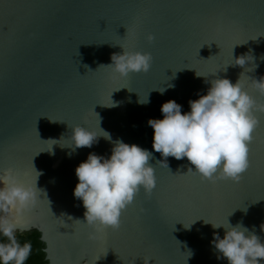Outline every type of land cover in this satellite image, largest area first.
<instances>
[{"label":"water","instance_id":"95a60500","mask_svg":"<svg viewBox=\"0 0 264 264\" xmlns=\"http://www.w3.org/2000/svg\"><path fill=\"white\" fill-rule=\"evenodd\" d=\"M262 35L264 0H0V171L37 181L47 194L24 213L17 233L40 231L49 264H228L211 243L225 229L205 220L223 223L233 211L232 225L255 226L264 240V113H256L251 166L239 183L179 175L194 168L186 157L158 162L164 158L152 148L148 124L163 119L164 102L174 99L188 112L212 80L235 83L244 72L241 83L264 103L250 81L264 76ZM120 45L150 52L151 70L120 77L98 69L123 52ZM242 54L254 59L232 65ZM148 93L150 102L138 103ZM99 117L113 141L153 152L157 186L151 196L141 188L119 229L91 239L92 229L74 221L85 212L74 196L75 169L89 153L110 156L113 144L100 137L73 150L70 138L75 125L99 131Z\"/></svg>","mask_w":264,"mask_h":264},{"label":"clouds","instance_id":"9594fccd","mask_svg":"<svg viewBox=\"0 0 264 264\" xmlns=\"http://www.w3.org/2000/svg\"><path fill=\"white\" fill-rule=\"evenodd\" d=\"M147 39L153 41L155 36L149 34ZM237 45H234L233 49ZM217 46L220 47L218 44ZM121 47L122 53H113L112 62L101 64L98 69L107 67L120 77L151 70L153 57L150 52L132 51ZM253 59L250 54H242L233 59L231 64L244 67ZM253 65L247 67V72L258 67ZM243 74L245 72L241 73L235 83L227 77L212 80L206 95L189 101L188 112H182V105L174 99L162 104L163 119L148 120V124L154 129L152 148L164 158L158 162L168 166L169 156L178 160L186 157L194 168L189 167L187 173H177L179 175L193 173L199 175L202 180L213 182L241 181L242 174L250 166L249 147L253 133L259 125L256 113H264V103H259L241 83ZM196 75L204 76L197 71ZM250 81L260 95L264 96V76L259 79L252 78ZM158 90L161 94L166 91L162 87ZM149 93L144 98L139 95L138 103H149ZM106 106H113V103ZM71 128L73 150L81 147L91 148L94 143H98L100 137L113 144L110 156L89 153L87 159L75 169L78 183L74 188V196L82 200L85 212L83 220L74 221L82 222L91 228L90 238L96 239L109 229L120 228L123 211L134 202L141 188L148 195L156 188L155 167L149 163L153 152L137 144L126 143L122 139L113 141L111 134L100 127V117L99 131L83 125ZM49 140L55 141L53 144L59 143L57 140ZM42 195L47 197L46 192L37 187V181L35 185L21 182L10 168L0 171V236L6 238L0 240V264H26L28 261L32 245L30 242L21 244L16 233L22 226L24 213L34 207ZM229 216L223 223L204 219L205 223L210 222L215 229H225L223 238L216 232L211 242L220 254L218 258H226L228 264H264V240L256 234L255 226L250 230L242 221L232 225ZM190 226L184 224L185 228ZM260 228L264 231V223ZM188 253L190 257L191 251Z\"/></svg>","mask_w":264,"mask_h":264},{"label":"trees","instance_id":"16d2710c","mask_svg":"<svg viewBox=\"0 0 264 264\" xmlns=\"http://www.w3.org/2000/svg\"><path fill=\"white\" fill-rule=\"evenodd\" d=\"M16 235L21 244L24 242H30L32 245V252L28 261H26V264H49L45 252L46 244L41 239L40 231L32 230L23 233H16ZM0 240H6V238L0 236Z\"/></svg>","mask_w":264,"mask_h":264},{"label":"snow or ice","instance_id":"6c2138e0","mask_svg":"<svg viewBox=\"0 0 264 264\" xmlns=\"http://www.w3.org/2000/svg\"><path fill=\"white\" fill-rule=\"evenodd\" d=\"M262 36H264V35H262ZM252 141H253V140H252ZM250 145H251V143H250ZM250 153H251V147H249V161H250V166H251ZM250 166H249V168H250ZM249 168H248V169H249ZM248 169H247V170H248ZM247 170H246V171H247ZM246 171H245V172H246ZM245 172H244V173H245ZM244 173H243V174H244ZM243 174H242V177H243ZM241 180H242V179H241ZM140 191H141V190H140ZM137 194H139V192H138ZM150 196H151V195H150Z\"/></svg>","mask_w":264,"mask_h":264}]
</instances>
